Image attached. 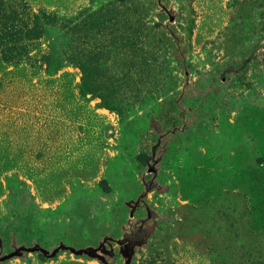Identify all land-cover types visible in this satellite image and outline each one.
I'll return each mask as SVG.
<instances>
[{
  "label": "rangeland",
  "instance_id": "obj_1",
  "mask_svg": "<svg viewBox=\"0 0 264 264\" xmlns=\"http://www.w3.org/2000/svg\"><path fill=\"white\" fill-rule=\"evenodd\" d=\"M0 264H264V0H0Z\"/></svg>",
  "mask_w": 264,
  "mask_h": 264
}]
</instances>
